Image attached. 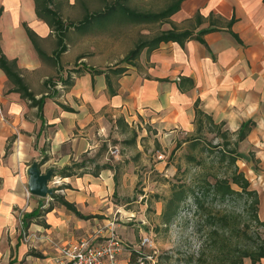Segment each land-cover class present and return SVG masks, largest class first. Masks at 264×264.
I'll return each instance as SVG.
<instances>
[{
  "label": "crops",
  "instance_id": "obj_1",
  "mask_svg": "<svg viewBox=\"0 0 264 264\" xmlns=\"http://www.w3.org/2000/svg\"><path fill=\"white\" fill-rule=\"evenodd\" d=\"M0 9V46L9 59H16L30 88L23 71L36 77L42 58L24 24L39 38L53 32L37 17L34 0H0ZM196 12L204 22L194 27L195 32L208 26L210 14L220 21L217 30L203 35L206 44L193 38L183 45L167 41L152 50L144 48L134 65H124L120 75L111 74L113 94L104 73L92 74L91 68L74 71L72 84L63 86L64 92L58 90L55 97L45 99L42 115L11 90L0 68V264H62L59 246L82 237L101 241L110 229L120 232L113 220L120 211L113 199V169H102L96 176L57 174L71 159L92 149L95 136L120 116L144 118L169 134L195 132V102L230 132L251 120L253 125L238 149L257 150L264 179V0H183L164 21L171 24L166 29L188 28L187 23L191 28ZM42 77L38 91L30 88L36 97L45 93L43 81L48 76ZM34 160L42 172L54 168V194L93 217L76 215L52 196H27L28 168ZM255 189L258 215L264 220V188ZM35 210L37 214L26 217L28 223L23 224L22 215ZM125 254L120 252L119 264H127ZM258 263L264 264V258Z\"/></svg>",
  "mask_w": 264,
  "mask_h": 264
},
{
  "label": "rangeland",
  "instance_id": "obj_2",
  "mask_svg": "<svg viewBox=\"0 0 264 264\" xmlns=\"http://www.w3.org/2000/svg\"><path fill=\"white\" fill-rule=\"evenodd\" d=\"M100 2L54 0L53 7L65 22L77 24L83 16L85 5L95 9ZM130 5L141 10L157 11L164 6V2L131 0ZM104 18L108 17H100L96 23L104 26ZM163 23L133 24L115 20L105 27L89 26L82 30L71 27L66 32L67 49L57 58L53 52L55 35L48 32L38 38V44L51 57L39 59L37 80L33 72L23 71L24 76H27L34 91L40 89V77L48 76L52 81H57V90L64 92L61 81L68 74H74V70L126 65L121 60L135 41L141 36L150 37L171 25ZM189 26L190 23H187ZM224 129L225 126H222L221 130ZM228 138V143H225L221 137L204 129L196 137V144L191 145V140H194L192 134L181 130L175 134L159 132L144 118H127L122 123L110 120L107 130L95 136L93 148L80 153L77 159H71L69 165L72 162L83 164L81 168L73 169L77 173L95 170L97 165L103 164L116 169L118 184L113 199L120 206V211L113 220L120 228L117 234L123 241L122 250H125L127 264L210 263L219 256L217 248L222 240L221 245L227 252L237 247H249L256 242V226L246 194L225 200L206 195L201 197L202 207H197L189 195L180 204L172 222L164 223L161 217L165 201L174 189L183 186L200 190L207 181L230 176L234 167L244 173L252 188H264V179L258 170L257 150L252 146L245 151L238 149L242 156L232 164L229 150L235 147L234 135H228ZM160 155L162 157L158 158ZM56 176L55 172L50 182L54 189ZM233 186L240 190L238 186ZM209 215H214V223L209 220ZM223 216H226L228 226L221 229L219 223ZM213 226L218 229L217 232H214ZM258 231L264 238V232L261 229ZM131 258L134 261L131 262ZM242 264L252 263L249 257H243Z\"/></svg>",
  "mask_w": 264,
  "mask_h": 264
},
{
  "label": "trees",
  "instance_id": "obj_3",
  "mask_svg": "<svg viewBox=\"0 0 264 264\" xmlns=\"http://www.w3.org/2000/svg\"><path fill=\"white\" fill-rule=\"evenodd\" d=\"M100 1V6L95 9H89L87 8L88 5H85L83 7L84 13L82 18L78 21L77 24H75L74 22H65L63 20L58 10L53 7L54 0H34L35 13L37 17L44 20L55 35L56 46L53 52L56 58L59 57L67 49V44L65 42L66 32L71 27H74L76 30H82L88 28L89 26H91L89 28H95L98 26L105 27L107 24L115 20L126 21L133 24L164 22L168 21L169 17L180 8V4L183 0H163L164 6L157 11L137 9L136 7L130 5L131 0ZM1 10L2 9H0V15ZM103 16H106L108 18H104L106 20L105 25L100 26V24H97L96 22L97 19ZM208 19V26L199 29L197 32L194 31V27H197L204 22V18L199 12H196L193 16V24L191 28L188 27L183 29H177L175 27H172L170 29L161 30L150 37H139L135 41L134 45L124 55L121 60V63L124 62L126 64L134 65L135 61L139 57V54L144 48H147V50H152L158 47L161 42L174 41L183 45L186 40L194 38L200 41L201 43L206 44L203 35L207 32L217 30L220 22L219 19L213 18L212 14L208 16ZM231 22H229L228 28L230 27ZM24 27L37 54L42 59L46 57H51L47 56V54L39 46V37L36 32L30 27H28L27 24H24ZM232 34L236 37L237 40H239V37L236 33L232 32ZM0 68L3 70L12 85L11 90L19 92L23 98L29 101V104L31 106H36L40 115H42L43 104L45 99L47 97H55L58 94V90L56 88L57 81H52V79L48 77L43 81L45 93H43L40 97H36L35 93L30 90L29 86L25 83V80L21 74V70L17 65L16 59H9L4 54L1 46ZM125 69V66H120L119 64H117L115 66L108 67L107 69H93L91 72L92 74L104 73L108 90L111 94H113L115 91L112 86L111 74L120 75L125 71ZM75 72L79 73L80 70H76ZM61 83L64 87L70 86L72 84L71 74H68L67 77L61 81ZM179 87L182 88V85H179ZM124 121L125 120L122 116L116 119L117 123H122ZM195 125V132L192 134L194 140H191V145L196 144L194 143V141H196V137H198V134L204 129H206L208 132H213L216 136L221 137V139L225 141V143H228V135H234L235 147L229 150L230 161L232 164H234L236 159L239 156H242L241 153H238L237 151L238 143L247 136L248 132L250 131L253 125V121L248 120L243 122L235 132H230L227 129L221 130V127L224 126V122H214V120L209 114L199 108L198 102H195ZM44 160L45 158H42L41 162ZM82 166L83 164L72 162L70 165H66L61 168L57 172V174L64 177L80 175L84 172H90L91 174L96 176L102 169H113V178L115 181V191L113 193V196L116 195L118 177L116 174V169L113 166L109 164L97 165V169L92 171H83L81 173H77L73 170L74 168H81ZM233 185L238 186L240 190L235 188ZM242 194H246L247 196V201L249 203V211L252 215L253 221L255 222L257 237L256 242H253L249 247H237L236 249L234 248V250L227 252L221 245L223 243L222 240L220 242V246L217 248V251H219V256H217V258L215 260H212L210 263L201 264H242L243 257H249L251 263L256 264L261 260V258H264V238H262L258 231L259 229H261L264 232V220L260 219L258 215L259 195L257 190L251 187L250 180L244 175L242 171L237 170V167H234V169H232L230 176L216 177L213 182H205V186L200 188V190H195L193 188H184L183 186L174 189L170 197H168V199L165 201L161 217L164 223L169 224L170 222H172L178 214L180 204L189 195L193 197L194 203L197 207H202L203 201L201 197H204L206 195H211L214 199L225 200L228 197L240 196ZM51 196L53 197L56 203L64 205L68 210L72 211L76 215L82 218L93 217V215L85 216L79 213L75 205L72 202L67 201L63 195L52 194ZM51 207L52 204H50L48 209H51ZM35 214H37V210H35V212H33L32 214L22 215L21 220L23 221V224L26 225L28 223L26 217ZM214 219V215H209V220H211V223H214ZM219 226L221 229H224L228 226L226 216L221 217ZM217 231L218 229L214 227V232ZM130 261H134V258H131Z\"/></svg>",
  "mask_w": 264,
  "mask_h": 264
},
{
  "label": "built area",
  "instance_id": "obj_4",
  "mask_svg": "<svg viewBox=\"0 0 264 264\" xmlns=\"http://www.w3.org/2000/svg\"><path fill=\"white\" fill-rule=\"evenodd\" d=\"M160 155L158 158H161ZM27 190V196L29 195ZM123 248V241L113 230L101 241L93 237H82L78 240L59 246V262L62 264H119L118 256Z\"/></svg>",
  "mask_w": 264,
  "mask_h": 264
},
{
  "label": "water",
  "instance_id": "obj_5",
  "mask_svg": "<svg viewBox=\"0 0 264 264\" xmlns=\"http://www.w3.org/2000/svg\"><path fill=\"white\" fill-rule=\"evenodd\" d=\"M55 170L50 167L42 172L39 162L34 160L28 168V191L30 194L45 198L54 194L55 189L50 185L54 178Z\"/></svg>",
  "mask_w": 264,
  "mask_h": 264
}]
</instances>
